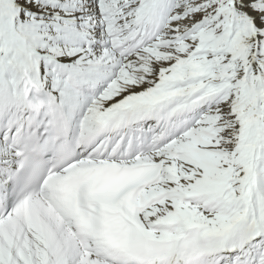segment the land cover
<instances>
[{"label":"snow or ice","instance_id":"6c2138e0","mask_svg":"<svg viewBox=\"0 0 264 264\" xmlns=\"http://www.w3.org/2000/svg\"><path fill=\"white\" fill-rule=\"evenodd\" d=\"M0 264H264V0H0Z\"/></svg>","mask_w":264,"mask_h":264}]
</instances>
